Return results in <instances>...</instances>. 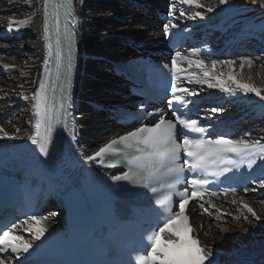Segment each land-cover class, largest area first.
I'll use <instances>...</instances> for the list:
<instances>
[{
    "label": "snow or ice",
    "instance_id": "obj_1",
    "mask_svg": "<svg viewBox=\"0 0 264 264\" xmlns=\"http://www.w3.org/2000/svg\"><path fill=\"white\" fill-rule=\"evenodd\" d=\"M51 0H42V7L44 12L43 18V33L46 37L49 35V5ZM82 2V0H81ZM181 5L195 6L197 8H207L208 12H213L214 8L209 5H205L201 0H178ZM230 0H219L220 5H227ZM9 4L13 3V0H8ZM253 5L259 4L261 8H264V0H251ZM58 7L64 8L65 18V33L64 41L67 48V76L66 83L67 88L60 85V97L56 98V87H52V96L47 95L45 81L43 78L40 80V85L35 89L32 94L34 114H33V131L28 134L27 138L33 145H36L39 154L45 158L50 157L49 145L53 143V121L57 124L63 123L64 131L69 130V122L67 117L69 116L68 109L74 106V97L71 92V72H72V59H73V33L69 31L71 22L75 21V10L73 7V0H63V3ZM176 0L170 5L168 15L171 17L176 10ZM181 16L185 15L184 11L180 12ZM203 19V13L195 11L188 15V19L195 18ZM29 22L28 18L16 20L9 18L6 23L8 25V31L13 30L14 25H24ZM0 23H4L0 21ZM165 35H169L170 29H175L176 24L172 23L169 19L167 23L163 25ZM60 19L57 15L56 29H57V68L59 69L65 58V46L60 38ZM46 47L50 48L51 44H46ZM192 57H196L193 59ZM171 99L168 100V108L171 110V116L175 119H167L165 114L160 110L156 112H149L148 117L159 118L154 124H141L139 127L134 128L122 135L109 139L103 143L96 151L90 155H84L83 159L85 163L96 161L97 163L104 165L108 162L109 167H115V161L119 159L121 155L127 158L128 171L122 172L120 175H113L110 179L114 182L129 181L131 183H141L144 188L150 189V191L156 196L155 204L158 206L155 209L157 216V223L155 228L146 234L144 238L143 251L146 255L138 254L135 257V264H212L211 257L213 251L206 245H202L199 239H192L190 242L184 240L179 235L180 225L173 222L182 219L185 224L188 225L189 231L194 232L191 224L189 223L190 217L186 214V207L191 201L204 199L205 193L200 191L205 185L210 182L207 179V175L214 178H220L225 174L232 172L233 170H239L242 166L246 165L249 170H260V178H253V183L261 189H264V140H252L248 139V133L239 139H231L223 134L217 135L213 138H195L192 134H203L207 129L200 127L198 121L187 118L181 108L187 110L192 101L187 99L188 96L195 97L198 93L195 90L187 88H179L177 86L178 74L187 72V79L195 80L198 84H206L210 89H219L222 93H225L231 97L237 96L238 92H242L245 95L254 94L259 97L261 101H264V90L257 86L252 77L247 79L242 73H234L232 66L236 63L233 60H211L210 64L200 59L198 56V50L192 49L189 55H184L180 51L175 52L171 57ZM187 62L189 66L195 65L200 69L202 75H198L194 72L188 71L182 66L178 67V63ZM255 63L248 56H242L239 59L240 68L243 69L246 65L252 66ZM44 70L48 71L49 60L47 56L43 61ZM216 65H224L229 68L227 74L215 73L213 68ZM5 68L11 67L10 65H4ZM165 67H168L165 65ZM59 74V73H58ZM19 87L23 88V85ZM23 99H28V96L23 95ZM143 107V105H141ZM224 109L222 107H214L211 109L212 113H221ZM33 121H30L32 123ZM72 138H76L75 120L71 121ZM20 129L17 128V132ZM182 134V139H177V133ZM10 133L0 126V137L7 138ZM211 133L209 132V137ZM182 160V163L180 162ZM192 173L207 174L202 178H192L188 180L184 177V182L190 184L192 187L189 189L185 187L182 192L172 193V189L176 184L182 182L181 177L185 171ZM166 180H171L172 183H166ZM159 184L161 188H165L167 191L165 194H158V189L155 186ZM191 191V195H189ZM230 191L235 194L237 189L231 188ZM245 192H248V188L245 187ZM255 191V189H253ZM173 195L179 197V210H173ZM215 196L216 193H211ZM198 203V207L202 210L201 215H212L208 207H205L204 203ZM211 208H215L217 212L221 210L216 208V205L211 200L207 201ZM231 203H237L236 200H232ZM239 203L242 208L250 213L251 216L260 220V216L245 201L242 197ZM264 203V202H262ZM243 214V213H242ZM231 215V214H229ZM162 217V219H161ZM244 220H248V216H243ZM47 217L32 215L29 216L23 223L27 224L26 231L31 233V239L25 240L23 236L15 235V230L20 227L19 222L12 223L10 227L5 226L0 228V264H12L11 261L6 259L7 256L12 253L17 254L15 257L16 264H20V257L24 253H28L29 249L34 246L35 241H39L44 233L47 231L46 226H42L33 229V225L30 221L40 223L45 221ZM238 219V217H237ZM169 225L173 227L170 229ZM203 227V224L201 225ZM228 229H221V232H226ZM10 250V252H9Z\"/></svg>",
    "mask_w": 264,
    "mask_h": 264
},
{
    "label": "bare ground",
    "instance_id": "obj_2",
    "mask_svg": "<svg viewBox=\"0 0 264 264\" xmlns=\"http://www.w3.org/2000/svg\"><path fill=\"white\" fill-rule=\"evenodd\" d=\"M128 1L138 2L137 0H82V2L76 0L79 30L78 47L81 58L77 86L78 93L83 100L87 98L113 99L121 97L111 93L118 90L122 91L118 86L120 81H117L107 68L97 65L93 60L95 55L105 53L106 48L112 43L111 37L117 36L114 34L115 32L125 34V38L124 43H119L118 38H115L113 45L116 49L106 53L114 60L131 51L127 42L128 37L143 42H152L161 38V32L153 28L150 20L139 13H135L127 3ZM201 2L212 6L214 11L208 12L207 8L181 5L177 1V7L172 16L175 19L193 20L200 26L210 27L213 32L211 39L216 43H220L224 39L229 40L235 35L241 39H250L251 48H258L261 51V47H264V8H261L259 4L253 5L251 0H230L227 5H220L219 0H201ZM181 11L185 12L184 16L180 15ZM195 11L202 12L204 18L188 19V15ZM41 14L42 0H13L12 4H9L8 0H0V21L4 22L0 23V38L10 43L4 45L2 50L0 47V75H5V77H0V126H3L10 133L7 138L0 137V144L24 140L32 124L30 121H33L32 94L39 79L43 51ZM9 18L16 20L28 18L29 22L24 25H14L13 30L8 31L6 21ZM121 18L122 20L129 18L135 25L126 28L124 24H118ZM111 34L113 35L110 36ZM18 39H21L19 49ZM120 40L123 41V39ZM10 50L18 53V62L13 60L11 55H8ZM248 57L255 61L252 66L246 65L241 69L239 60H237L232 66V71L242 73L246 79L251 76L253 82L264 90V53L261 51L259 57ZM206 63L210 64V61ZM180 64L188 71L202 75L200 69L196 68L195 65L189 66L187 62ZM4 65L11 67L5 68ZM99 70L107 79L106 82L95 81L93 78ZM228 71L229 68L224 65H216L213 68L215 73L227 74ZM184 82L197 93L215 92L217 94L214 100H206V102L213 104V107L208 108L209 112L214 107L224 109L221 113H214L216 115L231 116L252 110V113L243 121L248 122L257 116L261 117L259 122H254L250 134L252 137L264 134V101H261L259 97L251 93L245 95L242 92L231 97L219 89H210L206 84H198L195 80L190 81L187 79V75ZM102 83H105L106 86L101 85ZM20 85H23V88L19 87ZM21 94L28 96V99H23ZM20 101L25 102L26 107L18 109V113L10 116L9 112ZM78 123L81 130L79 131L80 144L86 152L94 151L97 147L99 148V143L107 142L116 133L124 131L115 130L113 122L106 117L94 116L82 103L79 106L77 125ZM17 128L20 129L19 132H17ZM248 190V192L236 194L237 203L235 204L228 200L214 203L216 208L221 210L220 212L205 205L212 213L211 216L208 214L200 216L198 213L193 215L198 237L201 238L204 245L213 251L215 258L220 259L222 256L234 254L247 245L264 238V203H262L264 202V189L257 186ZM241 197L253 207L260 216V220L254 219L250 213L242 208L239 203ZM56 213L57 210L51 211L47 218H51V221L59 218L60 215ZM244 215L248 216V220H244ZM202 224L203 227H201ZM40 226L42 224H35L33 229ZM224 228L228 230L221 232V229Z\"/></svg>",
    "mask_w": 264,
    "mask_h": 264
},
{
    "label": "rangeland",
    "instance_id": "obj_3",
    "mask_svg": "<svg viewBox=\"0 0 264 264\" xmlns=\"http://www.w3.org/2000/svg\"><path fill=\"white\" fill-rule=\"evenodd\" d=\"M125 21H127V23H125ZM118 24H120V25H123V24H124V27H126V28H128V27H133V25H135V23H134V22H131V21L129 20V18H127L126 20H122V18H121V19L119 20ZM114 34H116L117 36H113V37H111L112 43L106 48V51H105V53H104V55H105L106 57H107L106 53L111 52L112 50L116 49V47H114V45H113V42H114L115 38H118L119 43H124L125 34L123 35L122 33H119V32H115ZM112 35H113V34H111L110 36H112ZM3 36H4V35H3ZM134 36L136 37L135 34H134ZM120 39H123V41L120 40ZM1 40H2V41H1ZM15 41H16V40H15ZM20 41H21V39H18V49H19V47H20V43H19ZM8 42H9V41H6L5 39H1V38H0V47H1V50H2V48L4 47V45H6V44H10V43H8ZM2 53H3V52H2ZM3 55L6 56V54H4V53H3ZM8 55H11V56L13 57V60H15V61L18 62V53H16V52L10 50V51H8ZM8 55H7V57H8ZM109 57H110V56H109ZM8 58H9V57H8ZM0 77H5V75H2V76L0 75ZM93 78L95 79V81H99V82H106V81H107V79L103 77V74H102L101 70H99L98 72H96V73L94 74ZM101 85H105V86H106L105 83H102ZM99 89H102V88L99 87ZM209 91H212V90H209ZM216 96H217V94H216L215 92H213L212 98L214 99ZM16 107H17L16 113H18V112H17L18 109H20V108H25V107H26V106H25V102L20 101L19 103H17V106H16ZM11 113H12V111L9 112V115H10V116L13 115V114H11ZM14 114H15V113H14ZM256 119H257V121H255V123L259 122V121L261 120V117L257 116V117L254 118L253 120H256ZM119 133H120V132H119ZM45 222H46V220L40 222V224H42V226H45V224H46ZM223 258H224V256H222L220 259H223Z\"/></svg>",
    "mask_w": 264,
    "mask_h": 264
}]
</instances>
